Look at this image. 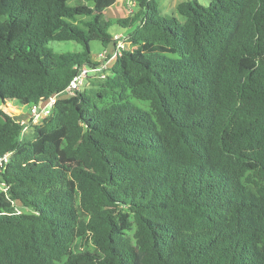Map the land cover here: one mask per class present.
Segmentation results:
<instances>
[{"label": "trees", "instance_id": "16d2710c", "mask_svg": "<svg viewBox=\"0 0 264 264\" xmlns=\"http://www.w3.org/2000/svg\"><path fill=\"white\" fill-rule=\"evenodd\" d=\"M130 2L0 0V264H264V0Z\"/></svg>", "mask_w": 264, "mask_h": 264}, {"label": "rangeland", "instance_id": "374dc122", "mask_svg": "<svg viewBox=\"0 0 264 264\" xmlns=\"http://www.w3.org/2000/svg\"><path fill=\"white\" fill-rule=\"evenodd\" d=\"M160 6L161 11L164 14H168L171 15L174 13V7L178 4L181 3L183 1L186 0H156ZM199 2L205 6H208L210 3V0H199ZM136 9L135 4H131L130 2H128L127 0L123 2V4H121V1L117 4H115L112 8L108 9L106 14L107 17H113V18H120V17H126L129 16L130 13ZM126 30L120 28L119 26H113L110 29V32L112 34H117L118 32L120 33H124ZM128 45L125 44V47H127ZM51 50H53L56 53H68V52H73V53H77V52H81L83 50V47L75 42V41H65V42H51L48 46ZM128 48H131V45L128 46ZM91 50H92V56L96 59L100 58L101 56H103V54H105L107 56L106 53H104V48L102 47V45L99 42H93L91 43ZM108 54H112L115 51L114 47L111 46L107 49ZM108 57L106 58V61L108 62L110 59H108ZM105 61V62H106ZM112 61H110V63L108 62V67L110 66ZM106 70L101 71H97L95 72V76L96 75H104L107 72ZM93 76V74H92ZM88 82V81H87ZM87 84V83H86ZM86 86V85H85ZM27 110L28 107H23L20 104H18L17 102L15 103H11L10 106H8V112L13 115V117L16 120H20L21 122L25 121V119H27L28 115H27ZM3 189V186H0V190Z\"/></svg>", "mask_w": 264, "mask_h": 264}, {"label": "built area", "instance_id": "2783aa9c", "mask_svg": "<svg viewBox=\"0 0 264 264\" xmlns=\"http://www.w3.org/2000/svg\"><path fill=\"white\" fill-rule=\"evenodd\" d=\"M131 4H134L133 2H130ZM116 38H120V36H117ZM125 47V43L121 42L119 44V48H124ZM117 54V52H116ZM107 56L105 54H103V56H101L99 59L101 58H106ZM112 59H110L108 62L110 63ZM108 62L106 61V63L101 67V68H97L95 71H103L104 69H106L108 67ZM92 72V70L88 67H83L79 70L77 76L74 78V80L71 82L70 86L65 90V92H63L60 95H55L51 98H49L47 101L41 102L39 105L34 106L31 109V113H30V118L33 119L34 122H38L39 120H41L42 118H44L45 116L49 115L51 108L53 107V105L56 103V101L61 97V96H72L74 95L78 90H81V88L84 85L85 80L87 79V77L89 76V74ZM11 103H9L6 107H5V111L8 112V106H10ZM9 113V112H8ZM7 157H4L3 159L6 160Z\"/></svg>", "mask_w": 264, "mask_h": 264}, {"label": "crops", "instance_id": "0c3cea01", "mask_svg": "<svg viewBox=\"0 0 264 264\" xmlns=\"http://www.w3.org/2000/svg\"><path fill=\"white\" fill-rule=\"evenodd\" d=\"M121 1V4H123L124 1L126 0H116V3L118 4ZM128 2H130V0H127Z\"/></svg>", "mask_w": 264, "mask_h": 264}]
</instances>
